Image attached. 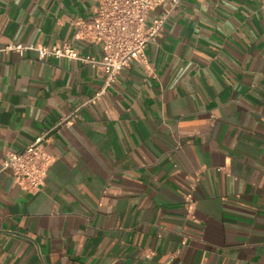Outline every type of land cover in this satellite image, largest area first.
<instances>
[{
    "label": "crops",
    "instance_id": "1",
    "mask_svg": "<svg viewBox=\"0 0 264 264\" xmlns=\"http://www.w3.org/2000/svg\"><path fill=\"white\" fill-rule=\"evenodd\" d=\"M96 5L0 0V46L99 59L73 38ZM145 58L87 102L96 68L0 53V264H264V0H183ZM48 131L28 192L2 162Z\"/></svg>",
    "mask_w": 264,
    "mask_h": 264
},
{
    "label": "built area",
    "instance_id": "2",
    "mask_svg": "<svg viewBox=\"0 0 264 264\" xmlns=\"http://www.w3.org/2000/svg\"><path fill=\"white\" fill-rule=\"evenodd\" d=\"M183 0H96L95 17L91 23L74 22L76 31L73 38L91 45H99L102 56L96 59L92 55L82 56L71 43L40 46L8 43L0 46V53L15 52L23 57L28 50L37 53L38 60L49 56L63 57L80 61L96 68L103 74L102 88L87 102L100 96L118 78L122 68L131 62L146 66L145 49L153 42L169 14ZM156 8L163 13L148 22V17ZM71 118L66 119V124ZM48 132L37 136L32 143L19 152L6 154L2 169L9 170L14 183L28 192H36L44 184L47 170L54 158L46 151ZM184 208L188 218H192L194 200L192 194L184 196Z\"/></svg>",
    "mask_w": 264,
    "mask_h": 264
}]
</instances>
